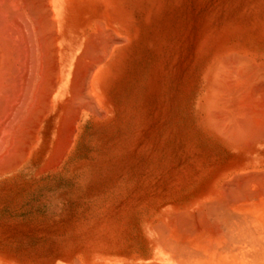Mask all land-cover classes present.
<instances>
[{
    "label": "rangeland",
    "instance_id": "374dc122",
    "mask_svg": "<svg viewBox=\"0 0 264 264\" xmlns=\"http://www.w3.org/2000/svg\"><path fill=\"white\" fill-rule=\"evenodd\" d=\"M131 12L130 60L124 67L118 59L103 85L102 118L85 120L59 165L44 171L40 164L33 170L26 166L0 182L4 264H161L165 248L156 233L167 236L175 222L180 238L197 237L191 218L179 227L182 213L214 190L218 180H228L225 170L233 161L259 157L264 172V73L242 99L253 124L255 119L263 129L253 125L258 140L252 146L235 150L221 143L200 109L211 69L229 65V50L243 58L255 54L249 57L257 66L264 62V0H132ZM219 58L225 60L221 67L214 61ZM227 65L229 73L236 71ZM259 68L256 72H264ZM240 70L241 81L245 74L252 78L253 70ZM201 225L200 231H209Z\"/></svg>",
    "mask_w": 264,
    "mask_h": 264
},
{
    "label": "bare ground",
    "instance_id": "6f19581e",
    "mask_svg": "<svg viewBox=\"0 0 264 264\" xmlns=\"http://www.w3.org/2000/svg\"><path fill=\"white\" fill-rule=\"evenodd\" d=\"M131 5L132 0H0L1 183H6L26 166L33 170L40 164L41 171H44L59 165L76 143L85 120L102 118L105 113L103 85L110 79L118 59L123 60L124 67L130 60ZM228 52L225 53L228 54L225 63L229 61L236 71L231 74L227 64H219L225 60L219 58L217 62V59H212L216 61V66L222 67L214 70L210 65L213 73L210 83L209 79L208 84L205 83L208 88L200 109L203 108V116L206 115L210 122L207 124L206 120L204 123L218 134L213 136H217L221 143L241 150L258 140L254 133L256 127H253L257 122L254 119L253 124L242 99L256 86L252 83H256L257 76L260 74L262 78L264 72L260 69L264 62L262 67L259 62V68L258 63L256 65L251 61V54L249 60L235 51L237 54ZM252 55L253 58L255 54ZM258 68L260 71L256 72ZM239 70H248V74L253 70V75L250 73L252 78L249 76L251 79L247 80L245 74L242 78L244 82L241 81L243 74L240 72V75ZM248 99L246 102H249ZM258 129L262 132L264 128L257 125ZM235 161L225 170L224 177L229 176L228 180H218L215 189L198 200L191 210L183 211V221L179 220L183 222L179 227H185L191 218L193 225L201 229L205 226L201 224H206L210 232L206 231V227L203 231L198 229L195 230L198 231L197 237L186 240L184 236L180 238V234L176 235L179 228L175 222L174 226L173 221L167 236L164 235L167 233L158 232L161 226L156 227V234H160V240H157L165 248V262L161 264H264V218L260 216L263 209H260L259 200L260 193H263L262 186L259 190V184L264 179V172L259 170L262 161L259 157L256 160ZM188 230L185 229L187 233ZM204 231L208 235L202 233ZM188 236L191 237L190 234ZM2 244L0 235V264H4L5 259Z\"/></svg>",
    "mask_w": 264,
    "mask_h": 264
}]
</instances>
